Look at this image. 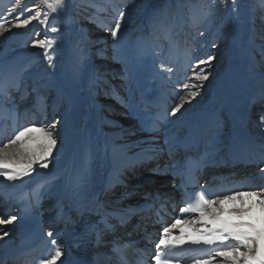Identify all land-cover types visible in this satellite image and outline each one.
I'll use <instances>...</instances> for the list:
<instances>
[{
  "label": "bare ground",
  "instance_id": "bare-ground-1",
  "mask_svg": "<svg viewBox=\"0 0 264 264\" xmlns=\"http://www.w3.org/2000/svg\"><path fill=\"white\" fill-rule=\"evenodd\" d=\"M104 1L101 0L100 5L105 6L106 1ZM116 12V9L113 10L107 20L97 16L90 26L92 34L100 25L107 26V23L112 22ZM58 13L59 20L55 18L56 21L53 22L62 24L63 17L60 11ZM117 13L119 15V12ZM195 23L188 25V28H184L183 35H177L172 40L169 37L174 35L171 34L172 36H170L166 32L160 31L164 26L163 23H160L156 27L157 29H152L150 33L143 30V42L146 43L143 44V48H152L153 46L165 48L168 45L165 52L167 50L169 52V48H171V51L175 49L173 50L174 54H171L170 57L179 58H177L176 65L173 63L169 65L170 67L166 65L164 67V64L162 67L160 65L156 67V70H162L163 67L166 69L163 73L156 72V78L158 75L159 81L154 88L155 94L154 91L152 92V98L154 102H160L162 105L159 104L154 108L152 106L142 108V105L136 102L138 96L145 92L144 86L139 85L141 87H136L129 94V91L127 93L124 88L126 86H124L123 81L120 84V87H123V92L119 95L117 90L120 88H116L118 82L113 80L115 86H110L111 80H108L104 74H109L108 77L110 78L115 73L113 68L106 69L110 71L104 73H97L90 63L89 47L86 43L84 44L86 41L81 40L79 45L76 46L70 42L68 37L65 38L63 35L59 36L60 41L64 47H67L68 52L74 56L73 59L70 57L67 61L62 60V50L58 47L49 54L52 60L44 69L43 75L32 71L33 69L30 68V65L27 66V63L25 65L22 63L16 64L14 68L10 69L11 73L19 77L21 75L22 79L27 80L28 83H23L21 78L17 81V79L9 78L6 80L7 77H1L0 80H4L6 83L0 84V148H3L15 135L16 131H19L22 127L34 126L47 129L49 125L53 124H48L50 120H53L56 124L54 136L57 139V145L48 157L47 168L41 167L39 164H33L31 173L13 181L0 176V215L4 213L7 207L17 205L24 198L33 196L38 204L46 207L42 211L45 231H49L60 246L62 244L66 246V239L71 236L77 225L74 226L76 220L72 214L79 209L76 191L79 182H81L80 179H84V184L89 188L88 201L90 205L94 204V211L98 212L101 209L116 212L115 210H118L119 214H130L150 204L149 199L154 194H168L167 188L162 189V187L157 186L162 181L156 182L155 185L150 184L148 191L143 187L154 180L160 181L169 178L185 161L187 152L194 147L200 150L202 158L212 167L220 161H226L231 156H239L237 158L247 156L254 162L262 160L264 158V123L258 122L260 112L252 113V118L246 117L250 114L248 109L255 99L264 97V87L258 86L256 88L254 86L258 83L261 75L264 78L262 68L261 71L255 69L245 70L244 74L249 78V81L244 80L243 84L244 90L247 91L246 95L243 98L238 94L235 98L231 111L226 114V122L223 121L224 116L219 112V106L228 91L234 90L231 86L238 81L240 76L242 77L240 73L235 70H225L223 72L222 70H212L207 75V80L200 81L195 79L193 75L195 69L189 73L186 72L187 75H185V84L189 85V88L185 89L181 86L183 89H180V83H177L183 78L181 76L182 70H185L186 66L187 68L188 66L191 67V62L197 61L196 57L198 56L192 55L191 57L189 54V51L193 49L191 48L193 46V35L191 33L195 30ZM184 25L186 24L184 23ZM252 33L255 35L254 30ZM179 36H181L180 39H178ZM162 43H166L165 46ZM262 43H264V39L256 43L262 49V56L252 55L254 59L253 67L259 65L262 57H264V48L260 46ZM150 53L152 55V50ZM157 54L168 55L169 57V53ZM157 54L153 52V57L155 58V55L157 57ZM229 54V59L235 55L233 51ZM158 57L160 58V56ZM161 58L165 59L162 56ZM70 61L74 62V66L70 64ZM62 63L69 68L66 72L64 71V77L61 75V72H63ZM234 66H236V63L230 65V67ZM130 70L134 69L130 68ZM112 71L114 72L112 73ZM6 72L7 70H2L0 74ZM224 73L235 75L225 78L231 85L220 78ZM126 76V80L131 82L132 78ZM105 77L106 79L103 80ZM74 81H78L77 84ZM98 81H102V83L96 84ZM64 83H67V85H64ZM5 84H8L7 87L9 88L18 86L19 89L21 87L22 90L19 94H13L10 97L8 95L9 91L5 92L2 88ZM23 84L24 87L21 86ZM96 85L97 88H95ZM193 85L197 87H192ZM132 86L134 87L133 84ZM241 86L238 85V87ZM251 87H253L252 91L250 90ZM199 88L206 90V95H201L197 90ZM33 89H38L37 92H34V98L23 100L29 92L28 90ZM24 91L27 92L20 96ZM189 91H197V95L188 97ZM238 92H240L239 88ZM134 93L136 96H134ZM137 94L139 95L137 96ZM5 95L7 99H5ZM47 95H49V98L46 99L48 101L44 99ZM97 96L111 102L112 100H118L119 104H124L123 108L130 106V101H134L132 103L133 107H127L126 116L125 114H120L115 118H111L109 115L104 116L100 111L101 101ZM18 97H22V103H18ZM182 97H188L187 102L181 110L172 115V108L180 103ZM105 103L102 102V104ZM105 107L108 109H105ZM105 107L102 111L112 112L111 105ZM257 107V111L264 110V104L262 103ZM129 114L131 118L128 117ZM55 115L59 119L58 122L54 118ZM44 120L45 122L47 120V128L46 125H43ZM16 147L12 145L9 150L11 151ZM215 169L216 166L213 170ZM126 172L130 173L125 174ZM227 172L232 171L227 170ZM259 172L264 175V168ZM256 173L258 172H255L253 176H257ZM83 176L84 178H82ZM131 179L133 180L131 181ZM116 182L127 183L133 187L141 184L143 189H141L138 196L140 197L137 199L138 201L126 202L135 200L136 196L130 200L125 199L127 195H117L116 192L118 191H113L114 195L107 196L108 188ZM259 189L237 193H264V185ZM129 190L130 188H127L126 191ZM157 190L161 191L157 192ZM100 194L103 195L99 196ZM216 201H222V204L211 205L209 210L204 213V223H198L196 227L213 226L207 222L211 220L210 214H213L211 212L214 208L219 211L217 214L224 219L250 222L258 228L264 227V206L259 204L255 196L245 195L235 200L218 199ZM13 214L9 220H4V215L0 220V252L15 245L18 235L27 228L24 215L18 209L14 210ZM13 217L15 219H12ZM199 217L200 214H196L193 219H199ZM177 227L183 228L186 234H195L193 227L184 222ZM261 243L264 245V241H261ZM225 244L228 247L236 246L234 241H226ZM219 250V247L215 246L212 255L199 261L209 260L210 257H213L212 263L217 259H221L222 257L215 256V253ZM262 250H264V247H262ZM192 264H195V262Z\"/></svg>",
  "mask_w": 264,
  "mask_h": 264
},
{
  "label": "rangeland",
  "instance_id": "rangeland-1",
  "mask_svg": "<svg viewBox=\"0 0 264 264\" xmlns=\"http://www.w3.org/2000/svg\"><path fill=\"white\" fill-rule=\"evenodd\" d=\"M105 1H106V5L102 6L100 5L101 0H67L66 6L60 11L63 17L62 18L63 23L61 22L62 24H58L57 22H53V21H56L57 18L59 20V13H51L47 5L44 4L43 0H20L19 5L16 4V0H0V17H3V20L7 21L6 23H4V28L7 30L0 32V72H2V70H7V72L1 73L0 79L1 77L2 78L7 77L6 80L12 78V79H17V81H19V79L21 78L23 83L26 82L28 83L27 80L22 79L23 77H21V75L19 77L16 74L10 72V69L14 68V65L21 63L24 65L27 63L26 65L27 66L30 65V68L33 69L32 71H35L36 73H40L42 75L44 74V69L49 64V60L45 55V49L34 46L32 43V41L37 38V33L39 34L38 36L39 39L54 41L52 47L47 49V56H49V54L54 49L60 47L62 50L61 52L62 60L67 61L69 60L70 57L73 59L74 56L68 52L67 47H64V45L60 41L59 36L63 35V37L65 38L68 37L70 39V42L76 46L79 45V42L81 40L86 41L84 42V44L86 43L87 46L89 47L88 51L90 53L89 54L90 63L94 67L95 69L94 71H96L97 73L98 72L104 73L106 71H110L106 69L113 68L116 74L115 73L112 74L110 78L108 77L109 74L106 73L104 74L106 75L108 80L117 81L119 79L117 81L118 85L116 84V88L118 87L122 90L123 87H120L121 86L120 84L122 81H124V86H126L124 88L126 89V92L128 93L129 91L130 94L135 90L136 87L139 88L141 86H144L145 92H143L141 95L137 94V96L139 95L140 97L138 96V99L136 101L139 104H143V101L147 102V99L152 98L153 91L155 94L154 88L157 86V83L159 81L158 75L156 78V72L163 73L164 69H166L164 68L165 65L170 67L169 65L172 64L171 61L175 62V60H177L178 58V57H172V58L170 57L171 54H174L173 50L175 49H172L171 51V48H169L170 49L169 52L168 50L165 52V50L168 48V45L165 48H159L154 46L152 47V45L149 44L152 48H148V47L143 48V44H146L145 41L143 42V32L147 30L150 33L152 29H157L156 27L160 23H163L164 26L160 29V31H164L166 32L167 35L170 36L174 35L172 37H169L172 40L173 37H176L177 35H181L183 33L184 28L185 29L188 28V25L192 24L193 22H196L194 24L195 30L194 31L192 30L193 32L191 33L193 35L192 36L193 46L191 48L193 49L189 51V54L191 57L192 55L198 56V57L195 56L197 58V61L194 63L190 61L191 67L188 66V68L191 70H189L186 66V69L182 70L181 72L182 73L181 76L183 78L177 83H180V89H181L183 85H185L186 83L185 75H187V73L195 69H196L195 72L196 71L199 72L200 68L204 69L205 75L211 73L212 70H222V72L225 70H235L238 73H240L242 77L240 76L238 78V81L235 82L233 86H231V88L233 87L234 90L228 91L227 95L223 98V101L220 103L219 106V112L224 116L223 121L226 122L225 120L226 114L231 111L233 104L235 103V98L238 96V94H240V96L243 98L246 95L247 91L244 90L243 84H244V80L249 81V78H247V76L244 74L245 70H251V69L260 70V71L262 69L264 70V61H263L264 57H262V61L260 62V64L259 65L257 64L255 67H253L254 59L252 57V55L254 54H256V56L259 57L262 56L261 54L262 49L258 47L257 46L258 44L256 43H259L261 39L262 40L264 39V0H105ZM34 5L39 6V11L41 13L40 16L41 20L44 19V13H49V19L47 21V25L41 24L40 22L34 20L26 28H22V29L14 28L12 25L15 22L16 16H23V18H27L29 14L31 15L36 14V9L34 8ZM14 6L17 8V10L12 13H9L8 9L13 8ZM115 9L119 13L121 11L125 12V16L122 20V29L119 32L118 38H113L110 34V29L114 27L115 19L119 18L117 12L112 22L107 23V26L100 25L99 27H97V30L92 34V29L90 28V26L93 24V20H95L97 16L98 18L103 17V19L107 20L111 12ZM183 21H187V22H183ZM184 23L186 25H184ZM53 27L57 29L56 32L50 31V29ZM253 30L255 31V35H253L252 33ZM180 37L181 36H179L178 39H180ZM104 42L109 43L111 45V48L110 50H108L107 53L103 51L104 47H102V43ZM162 44L164 45L166 43H162ZM260 46L264 48V43H262ZM151 50H152V55L150 53ZM231 51H233L235 55H233L234 57L232 56L231 59H229V55H230L229 52ZM153 52H156V54L169 53V57L168 55L164 56L157 54V57L155 55L154 58ZM158 56H160V58ZM161 56L165 59H162ZM190 56L189 59L191 58ZM208 57H212L213 59L209 61ZM161 60L164 62H162ZM199 61H207V63L198 65ZM73 63L74 62L70 61V64H72V66H74ZM233 63H236V66L230 67V65H232ZM61 65H62L61 68L63 70V72H61V75L63 76L66 70H68L69 68L65 67L64 63H62ZM153 65H154V70H153ZM159 65L160 67H162V65L164 66L162 70H156V67ZM174 65H176V63H174ZM130 68H133L134 70H130ZM114 71H112V73ZM20 73L22 74V71ZM151 74L155 79L152 77ZM126 75L132 78L131 82H129V80H126L127 77ZM164 76L167 77V75L165 74ZM232 76L235 75L231 73H227V74L224 73L220 78L226 81L225 79L226 77H232ZM106 77L103 80H105ZM0 81H1L0 84L6 83V81L4 80H0ZM111 81L109 83L110 86L111 85L115 86L114 84L115 81L113 82ZM77 82L75 83L77 84ZM99 83H102V81H98L96 84ZM131 83L134 85V87L132 86ZM227 83L228 85H231L229 81ZM235 84H236V89H235ZM64 85H67V83H64ZM238 85L239 86L242 85V86L238 87ZM21 86L24 87V84ZM254 86L256 88H258V86L264 87V78H262V75L260 76L258 83L255 84ZM95 88H97V85L95 86ZM238 88L240 92H238ZM120 89L117 90L119 95H121V92H123V90L121 91ZM250 90L252 91L253 87H251ZM18 91H19L18 86H15L11 91H9L8 95L11 97L13 94H19L20 92ZM28 91L29 92L26 95L28 94L29 95L28 96L25 95L23 100L24 99L29 100L34 98L35 96L34 92H37L38 89H33L31 91L30 90ZM198 91L201 95H206V90L199 88ZM26 92L27 91H24L22 94H20V96H23ZM184 92L185 90L183 91V93ZM134 96H136L135 93ZM253 96L254 94L252 95V97ZM45 97L46 98L44 99L46 100L49 98V95ZM142 98L143 100H141ZM5 99H7L6 95H5ZM98 99L101 101V105L99 108L102 114L104 116L109 115L111 118H115L120 114L121 115L125 114L126 116L127 107L132 108L133 107L132 103L134 102V101H130V106L123 108L124 104L123 105L119 104L118 100L117 101L112 100L111 102L110 100L106 101V99H104L103 97H100ZM23 100L22 97L20 98L18 97V103H22ZM102 102L103 103L106 102V103L102 104ZM260 103L264 104V97H257L248 109V113L250 114L248 115L245 114V115L246 117L252 118L253 115L252 113L260 112L259 113L260 119L257 116L256 117L259 119L258 122L264 123V119H262V117H264L263 111L256 110L257 106ZM106 105L108 106L111 105L112 112L107 113L108 111L106 112L102 111L103 107H105ZM119 106L121 108L119 109L116 108ZM105 109L108 108L105 107ZM128 117L131 118V115L129 114ZM54 118L58 122L59 119L57 115H55ZM51 121L53 120L48 121V124L51 123ZM44 123L43 125L44 126L46 125L47 128V120L46 122L44 120ZM263 163L264 161L261 163L264 166ZM128 173L130 172H126L125 174ZM133 179H131V181ZM163 181L165 183H169L166 182V179H164ZM121 188L126 189V187L122 185ZM116 190H120V188L115 183L108 190L106 194L107 195L111 193L113 194L114 193L113 191ZM119 193L120 195L126 196L125 191L124 192L119 191ZM133 196L135 195L127 193L125 199L130 200L131 197ZM217 212L219 211L215 210L214 208L211 213L217 214ZM13 215H14L13 213H9L3 219L9 220ZM1 218L2 217L0 215V220ZM192 220H198V219L196 218ZM205 227H208V225ZM240 251L244 252L245 250L241 248ZM211 264H224V258L222 257L221 259H217ZM229 264H231V260H229Z\"/></svg>",
  "mask_w": 264,
  "mask_h": 264
},
{
  "label": "snow or ice",
  "instance_id": "snow-or-ice-1",
  "mask_svg": "<svg viewBox=\"0 0 264 264\" xmlns=\"http://www.w3.org/2000/svg\"><path fill=\"white\" fill-rule=\"evenodd\" d=\"M44 4L47 5L51 13H58L61 11L67 3V0H43ZM16 4H20V0H16ZM36 14H29L27 18L23 16H16L13 27L16 29L26 28L31 24L32 21L36 20L41 24L47 25L49 19V13H44V19L41 20V13L39 6L34 5ZM17 8L8 9L9 13L16 11ZM125 16V12L119 13V18L115 19L114 27L110 29V34L113 38H118L119 32L122 29V20ZM7 21L0 17V32L7 29L4 28V23ZM50 31L56 32L55 27L51 28ZM37 38L32 41L34 46L45 49V55L51 63L52 58L47 56V49L51 48L54 41ZM212 57H208V60H212ZM207 61H199V64H205ZM197 65V66H198ZM195 79L204 81L207 80V75L204 74V69L200 68L199 72L193 73ZM185 89L189 88V85L183 86ZM192 87H197L193 85ZM198 90V89H197ZM197 91H189L188 97H195ZM188 97H182L180 103H177L172 108L171 114L175 115L179 110L183 108L187 102ZM264 119V117H262ZM56 124L53 123L45 128H37L34 126L22 127L19 131H16L15 135L0 148V176H3L6 180L13 181L23 176L28 175L33 171V164H39L41 167H48V157L52 154L55 146L57 145V139L54 136V130ZM17 146L13 150H9L10 146ZM245 195L255 196L261 206H264V193L250 192V193H235L230 196H226L227 200H235L242 198ZM197 199L195 204L188 207L180 208V213H200L198 220L184 221L190 227L194 229V235L186 234L181 228L179 235H173V231L181 224L180 220H176L171 227H164L163 232L160 234L159 242L156 245L157 253L153 257L156 264H170L169 259H163L162 257L167 255L162 249H172L178 245H183L186 240L192 244H205L219 247V251L215 253L216 257H223L224 264H264V251H262L261 241H264V227L258 228L256 225L250 222L243 221H232L222 218L219 214H210L211 220L207 223L212 224V227H196L198 223H204V209L211 205L222 204V201H214L206 199V193L201 191L196 194ZM12 219H15L13 217ZM51 236V233H49ZM234 241L235 247H228L225 242ZM55 245V241H53ZM243 248L245 251L241 252ZM230 254H234L231 255ZM62 253L57 248L54 254H50L49 259L41 261V264H56V261L61 258ZM213 257L209 260L199 261L195 264H211Z\"/></svg>",
  "mask_w": 264,
  "mask_h": 264
}]
</instances>
